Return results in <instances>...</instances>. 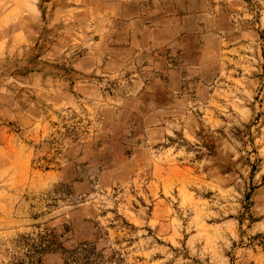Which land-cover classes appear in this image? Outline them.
Returning <instances> with one entry per match:
<instances>
[{
	"label": "rangeland",
	"instance_id": "374dc122",
	"mask_svg": "<svg viewBox=\"0 0 264 264\" xmlns=\"http://www.w3.org/2000/svg\"><path fill=\"white\" fill-rule=\"evenodd\" d=\"M264 264V0H0V264Z\"/></svg>",
	"mask_w": 264,
	"mask_h": 264
},
{
	"label": "trees",
	"instance_id": "16d2710c",
	"mask_svg": "<svg viewBox=\"0 0 264 264\" xmlns=\"http://www.w3.org/2000/svg\"><path fill=\"white\" fill-rule=\"evenodd\" d=\"M40 264H41V261H40Z\"/></svg>",
	"mask_w": 264,
	"mask_h": 264
}]
</instances>
